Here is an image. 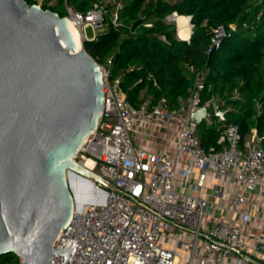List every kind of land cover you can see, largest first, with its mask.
<instances>
[{
    "label": "built area",
    "instance_id": "obj_1",
    "mask_svg": "<svg viewBox=\"0 0 264 264\" xmlns=\"http://www.w3.org/2000/svg\"><path fill=\"white\" fill-rule=\"evenodd\" d=\"M62 1V17L79 29L81 43L86 26L122 25L119 0H91L86 10ZM226 35L222 24L215 26L207 51ZM111 64L112 56L99 66L102 108L73 157L80 153L82 164L90 158L89 169L104 183H92L89 201H73L52 247L76 241L69 264H264L263 135L252 127L241 141L229 122L217 126L215 145H202L200 122L215 126L224 116L214 99L202 103L210 89L205 68L194 71L187 96L175 104L147 97L135 107L111 76ZM202 106L206 113L196 122L192 114ZM147 139L162 148L152 150ZM252 221L257 228L249 229ZM51 264H62V255L54 254Z\"/></svg>",
    "mask_w": 264,
    "mask_h": 264
},
{
    "label": "water",
    "instance_id": "obj_2",
    "mask_svg": "<svg viewBox=\"0 0 264 264\" xmlns=\"http://www.w3.org/2000/svg\"><path fill=\"white\" fill-rule=\"evenodd\" d=\"M101 89L99 66L67 17L0 0V254L20 264H51L61 254L69 264L76 241L52 244L73 209L69 173L104 183L73 160L96 127ZM205 113L202 106L192 119Z\"/></svg>",
    "mask_w": 264,
    "mask_h": 264
},
{
    "label": "trees",
    "instance_id": "obj_3",
    "mask_svg": "<svg viewBox=\"0 0 264 264\" xmlns=\"http://www.w3.org/2000/svg\"><path fill=\"white\" fill-rule=\"evenodd\" d=\"M69 1L79 10L88 9L91 2ZM119 1L122 25L115 28L108 24L106 31L83 40L82 45L97 63L104 64L112 56L111 76L119 78L131 105L137 107L147 97H165L175 104L187 96L194 71L205 68L210 89L203 93L202 103L214 99L224 116L215 126L200 122L202 145H215L217 126L229 122L238 126L241 141L250 136L252 127L264 137V0ZM62 2L42 0L41 8L62 17L63 10L57 8ZM173 12L189 16L188 40L176 38L175 24L166 20ZM219 24L227 35L218 47L207 51L212 29ZM234 93L236 97H231ZM0 264H20V259L12 252L0 254Z\"/></svg>",
    "mask_w": 264,
    "mask_h": 264
},
{
    "label": "bare ground",
    "instance_id": "obj_4",
    "mask_svg": "<svg viewBox=\"0 0 264 264\" xmlns=\"http://www.w3.org/2000/svg\"><path fill=\"white\" fill-rule=\"evenodd\" d=\"M75 32L77 35V38L80 42V48L82 43H81V33L79 31V29L73 24L72 20L67 18ZM174 22L176 24L177 30H176V34H177V38L178 39H183V40H188L190 33H191V29H190V22H189V18L186 15H179V14H175L174 16ZM91 165V160L90 158H85V162H84V166L86 168H89ZM68 180L70 181V185L73 188L74 192V198L73 201H83V199L85 197H90L93 195V189L94 186L92 185V183L86 179H82L80 177H77L76 175H74L73 173H69L68 175ZM75 187V188H74ZM75 189V190H74ZM90 200V199H89Z\"/></svg>",
    "mask_w": 264,
    "mask_h": 264
},
{
    "label": "rangeland",
    "instance_id": "obj_5",
    "mask_svg": "<svg viewBox=\"0 0 264 264\" xmlns=\"http://www.w3.org/2000/svg\"><path fill=\"white\" fill-rule=\"evenodd\" d=\"M35 1H36V4H37V3H40L42 0H35ZM51 3L55 4L56 2L55 1H52ZM69 4H72L71 1H69ZM57 5H58L57 8L60 9V10H63V12L65 13V6H64L63 2L62 3H58ZM173 24H175V23H173ZM175 29H176V25H175ZM104 31H106V26H102L101 29H97V30H94L91 26H86L84 28V34H85V36H86L87 39H92L96 35H98L101 32H104ZM175 36H176V31H175ZM81 47H82L81 49L83 50V45H81ZM97 64H98V66L103 65L102 63H97ZM233 96L234 95L232 94L231 97H233ZM80 160H82V158H81L80 153H79V154L76 155L75 161H80ZM67 183H68V186L70 188V191H71V193L73 195V199H75L74 198V192L75 191H73V188L71 187L70 181L68 180V178H67ZM89 199H90V197H85L83 200L84 201H89Z\"/></svg>",
    "mask_w": 264,
    "mask_h": 264
},
{
    "label": "crops",
    "instance_id": "obj_6",
    "mask_svg": "<svg viewBox=\"0 0 264 264\" xmlns=\"http://www.w3.org/2000/svg\"><path fill=\"white\" fill-rule=\"evenodd\" d=\"M145 144L148 147H150L152 150H159V149L162 148V146L160 145L159 142H157L156 139H153V140L147 139L145 141ZM252 211L253 212H257V214H262V212L260 211V209H257V210L256 209L255 210L253 209ZM248 226H249V229H253V228H257L258 227L256 221H252Z\"/></svg>",
    "mask_w": 264,
    "mask_h": 264
}]
</instances>
